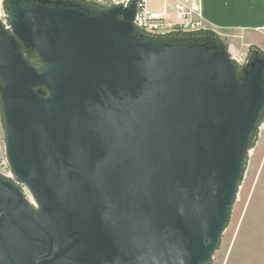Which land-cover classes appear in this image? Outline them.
I'll use <instances>...</instances> for the list:
<instances>
[{"label":"water","instance_id":"water-1","mask_svg":"<svg viewBox=\"0 0 264 264\" xmlns=\"http://www.w3.org/2000/svg\"><path fill=\"white\" fill-rule=\"evenodd\" d=\"M34 5L89 19L28 9L19 20L18 40L60 66L46 76L57 90L49 106L29 91L24 61L9 60L15 43L0 48L12 161L41 206L35 222L0 184V264H194L216 224L246 111L258 93L264 103L263 72L251 71L243 88L236 74L230 80L247 94L244 110L227 67L207 57L233 69L224 53L138 41L134 5L93 15L40 1L10 10Z\"/></svg>","mask_w":264,"mask_h":264},{"label":"rangeland","instance_id":"rangeland-1","mask_svg":"<svg viewBox=\"0 0 264 264\" xmlns=\"http://www.w3.org/2000/svg\"><path fill=\"white\" fill-rule=\"evenodd\" d=\"M39 1L53 5L58 4L77 8L90 15L108 8L107 0L103 4L95 1L91 3H81L76 0H9L11 5L8 6L25 5ZM165 4L169 5L170 1H167ZM201 31L210 32L205 36V39L211 42L199 41V37L193 42L194 44L202 42L200 43V46L203 47L202 49L189 47H183L181 49L214 50L224 53L233 69H235V74L238 76H236L235 83L241 88L245 87L247 75L251 73V71L255 72V74H262L263 72L262 82L259 84L264 93L263 51L248 45L242 35L237 33H224L219 35L208 29H201ZM11 32L12 29L7 31L0 30V40H2V38H7ZM143 43L160 48H179L167 43H164V45H156L151 42ZM204 47H206V49ZM15 49L26 66L32 67L37 72H43L45 70L46 64L39 59L34 49L29 48L18 39H16L15 42ZM2 89L3 83L0 77V180L6 183L8 174L11 170L6 150V112ZM32 90L38 96L46 97L47 89L43 86L36 85L32 87ZM246 147V152L240 163V172L237 177L232 202L228 210L226 225L223 234L219 237L220 243L217 251L214 253L211 264H216L220 261L224 256V251L227 250V247L224 246L234 239L264 242V103L250 131ZM18 187L28 205L32 207L30 197L32 201L35 200L29 190L21 184Z\"/></svg>","mask_w":264,"mask_h":264},{"label":"bare ground","instance_id":"bare-ground-1","mask_svg":"<svg viewBox=\"0 0 264 264\" xmlns=\"http://www.w3.org/2000/svg\"><path fill=\"white\" fill-rule=\"evenodd\" d=\"M36 10V11H40V12H45V13H52V12H69L71 14H74L76 16H80L84 19H89L87 18L85 15L81 14L80 12H76V11H67V9H63V8H54V9H49V8H41L39 6H31L28 8H14L11 10L10 12V16H9V21L11 23V29L12 32L11 34L4 39L3 41H0V48L4 49V50H8V48H10V45H14V43L16 42V39H22L19 33V29H18V24H19V20L21 18V16L28 10ZM102 12V11H100ZM104 12V11H103ZM112 39L116 40V41H120V40H125L128 41V37L123 36V37H112ZM12 51L10 52L9 50V55L8 58L10 61H19L23 66V62L20 58V56H18L16 54V52L14 51V49H11ZM37 54V56L39 57V59L41 61H43L46 64V68L43 72H37L35 69H33L32 67H27L26 65L24 66V69H26V71H28V78H27V86L29 91L32 93V95L34 97H36L38 100H40L43 104L45 105H51L57 95V90L49 85H47L46 83V76L50 71L53 70H60V66L52 61L47 60L46 58H44V56L42 55L41 51H36L35 52ZM209 58H213L216 61H218L220 64L225 65L227 67V81L228 84L230 86V80L234 77L235 75V69H231L227 66L226 64V59L223 56H207ZM42 85L43 87H45V89H47V94L46 97H39L36 96V94H34L33 90H32V86L34 85ZM230 90L232 92V95L234 96L235 101L240 105V107H242L244 110L246 108V95L247 94H243L237 90H235L233 87L230 86ZM263 101V97L260 93L257 94V98H256V102L254 103L253 107L248 109L246 111V119L244 122V126L242 129V132L240 134V138L238 141V145H237V149H236V159H235V163H234V167L232 169L229 181H228V186L220 207V211L216 220V224L214 226L212 235L210 237V239L208 240L203 252L200 254V256L197 258V260L194 262V264H205L206 261L208 260L207 258L209 257L210 251H212L215 240H216V236L223 224V221L225 219L226 213L230 207V204L232 202V197L235 191V185H236V181H237V177L239 175L240 172V163L244 157V154L246 152V146H247V138H248V132L250 130V128L253 125V121L254 118L256 116V113L258 112V109H260L259 107L261 106ZM6 104V111H7V119L5 120V135H6V150H7V154H8V161L10 164V170H11V174L12 177L19 183H21L24 187H26L28 190L30 189L28 187V184L26 183V181L24 180V178L22 177V175L17 171V169L14 166V163L12 161V156H11V142H10V133H9V108H8V102L7 100L5 101ZM0 180V184H2L3 186L7 187L10 191H12V193L19 199V201L22 203V205L32 214V217L34 219L35 222L38 221L39 218V214H40V210H41V206L38 203L37 200L32 201V198L30 197L31 200V206L30 207L28 205V203L26 202L23 194L21 193V191L18 189V187L16 185H14L13 183H11L9 180H6L5 182H2ZM4 183V184H3ZM29 192L31 193V195H33V191L30 189ZM33 197V196H32ZM34 205V206H33Z\"/></svg>","mask_w":264,"mask_h":264},{"label":"crops","instance_id":"crops-1","mask_svg":"<svg viewBox=\"0 0 264 264\" xmlns=\"http://www.w3.org/2000/svg\"><path fill=\"white\" fill-rule=\"evenodd\" d=\"M95 2L103 4L106 0ZM146 3L150 9L161 11L166 1L146 0ZM200 7L202 29L219 35L240 34L248 45L264 52V0H200ZM219 243L220 238L206 264H211ZM224 247L227 250L216 264H264V242L234 239Z\"/></svg>","mask_w":264,"mask_h":264},{"label":"built area","instance_id":"built-area-1","mask_svg":"<svg viewBox=\"0 0 264 264\" xmlns=\"http://www.w3.org/2000/svg\"><path fill=\"white\" fill-rule=\"evenodd\" d=\"M79 1L91 3L95 0ZM167 1H170V4H165L161 11L150 9L146 0H107V9H129L131 5H134L135 12L130 22L133 34L156 36L174 32L188 33L202 29L200 0ZM10 12V6L6 5L5 0H0V30L11 29ZM8 180L13 181L11 183L17 187L21 184L12 177L11 172L8 174Z\"/></svg>","mask_w":264,"mask_h":264},{"label":"trees","instance_id":"trees-1","mask_svg":"<svg viewBox=\"0 0 264 264\" xmlns=\"http://www.w3.org/2000/svg\"><path fill=\"white\" fill-rule=\"evenodd\" d=\"M76 1L83 3L82 1H79V0H76ZM5 3H6V5H11L9 0H5ZM208 33H210V32L201 31V30L188 32V33L174 32V33H169L166 35H156V36L139 35V34L135 33V34H133V37L135 39H137L138 41L151 42V43L156 44V45L157 44L158 45H160V44L164 45V43H167V44H170L172 46L179 47V48L189 47V48L202 49L203 47L200 46V43H202V42H200L199 44H197V43L194 44L193 41L200 37L199 41L211 42V41L205 39L206 38L205 36ZM194 46H197V47H194ZM204 48L206 49V47H204Z\"/></svg>","mask_w":264,"mask_h":264}]
</instances>
